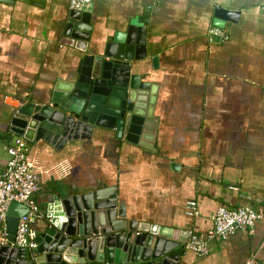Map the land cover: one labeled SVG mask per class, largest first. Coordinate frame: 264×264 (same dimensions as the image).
<instances>
[{
    "label": "crops",
    "instance_id": "crops-1",
    "mask_svg": "<svg viewBox=\"0 0 264 264\" xmlns=\"http://www.w3.org/2000/svg\"><path fill=\"white\" fill-rule=\"evenodd\" d=\"M217 8L235 16L218 27L225 39L210 40ZM72 11L69 0H0V170L17 136L9 131L15 109L46 102L57 81L81 74L86 57L129 34L143 42L130 74L155 92V130L137 142L100 127L76 139L22 137L39 187L33 200L43 214L54 194L114 188L130 219L170 228L175 264H264V0H92L81 11L86 40L65 33ZM188 201L198 215L186 214ZM220 206L262 217L210 241L205 255L186 251L189 233L211 228ZM9 230L6 217L0 246Z\"/></svg>",
    "mask_w": 264,
    "mask_h": 264
},
{
    "label": "water",
    "instance_id": "water-1",
    "mask_svg": "<svg viewBox=\"0 0 264 264\" xmlns=\"http://www.w3.org/2000/svg\"><path fill=\"white\" fill-rule=\"evenodd\" d=\"M81 14L72 11L65 33L72 31V37L86 40L90 26L86 14ZM234 16L217 8L214 25L222 27L223 20ZM129 37L115 36L102 54L86 57L81 74L75 80L57 81L46 102L15 109L9 131L29 141H49L54 134L66 140L85 136L80 130L117 128L133 142L141 131H154L155 92L139 75L130 74L132 52L143 54V42ZM76 45L84 50L83 44ZM27 210L23 204L10 203L8 243L0 246V264H175L179 259L175 250L179 244L170 240L174 239L170 228L130 219L125 206L117 203L114 188L52 195L33 226V251L10 245L13 226Z\"/></svg>",
    "mask_w": 264,
    "mask_h": 264
},
{
    "label": "built area",
    "instance_id": "built-area-1",
    "mask_svg": "<svg viewBox=\"0 0 264 264\" xmlns=\"http://www.w3.org/2000/svg\"><path fill=\"white\" fill-rule=\"evenodd\" d=\"M92 0H69V8L83 11L90 6ZM210 40L225 39V34L218 27H210L207 34ZM8 159L0 170V224L5 223L8 207L11 202L23 204L28 208L26 214L19 217L11 246L36 248L34 236L30 232L31 223L41 217L38 205L33 200L38 191L33 166L28 158V144L20 136L13 138L7 149ZM186 214L190 217L198 215L195 201H188ZM262 212L252 207L230 208L218 207L212 217V226L204 234L190 232L184 249L195 255H205L210 241H226L236 230H249L261 219ZM1 239L6 240V232L2 230ZM1 240V241H2Z\"/></svg>",
    "mask_w": 264,
    "mask_h": 264
}]
</instances>
